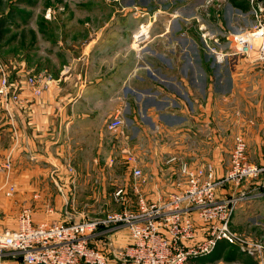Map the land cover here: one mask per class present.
<instances>
[{"label":"built area","instance_id":"2783aa9c","mask_svg":"<svg viewBox=\"0 0 264 264\" xmlns=\"http://www.w3.org/2000/svg\"><path fill=\"white\" fill-rule=\"evenodd\" d=\"M219 1L224 11L223 16L217 11L221 13L217 22L208 9L213 0H207L204 7L180 23L178 12L173 11L167 28L156 35L165 38L166 54L153 48V26L166 12L141 8L129 11L132 18L140 19L129 43L133 59L130 77L141 85L148 81L149 86L134 89L125 85L120 109L105 124L116 149V156L108 158L105 168L112 169L119 157L128 170L124 186L113 194L122 208L90 217L85 210L88 206L83 205L74 214L77 197L70 188L65 193L71 201L63 206L64 220L49 208L47 217L35 223L32 211L22 209L16 228L0 231V264H4L6 252L19 256L24 264H185L207 258L220 245L235 246L238 252L256 256L258 264H264V248L231 230L236 203L251 194L264 196V131L260 134L258 164L248 161L247 139L236 135L228 152V166L221 173L218 165L222 162L200 157L189 161L172 151L164 163L177 164V181L159 196H148L141 190L147 183H154L152 174L145 173L140 165L139 153L147 149L145 140L149 143L150 136L161 132L185 136L193 125L208 132L210 123L202 121L201 115L208 116L210 104L224 103L238 94L235 69L241 66L242 73L264 76V7L258 0H245V9L227 3L229 0ZM190 46L197 47L207 59H202V65L180 59L189 53ZM226 76L231 77L228 85L222 82ZM51 81L46 71L27 75L20 70L14 75L0 60V110L12 119L14 109L22 110L29 107L31 99H40ZM23 91H28L29 97L21 96ZM12 129L15 135L13 125ZM11 159L9 153L0 162V174L6 178L12 171ZM55 173L75 178L69 163ZM97 175L102 176L100 172ZM246 181H252V188L241 195L243 198L223 197L225 186L237 189ZM99 183L103 182L97 179L94 185L99 188ZM14 189L8 185L5 194L13 196ZM120 239L126 242L114 248Z\"/></svg>","mask_w":264,"mask_h":264},{"label":"crops","instance_id":"0c3cea01","mask_svg":"<svg viewBox=\"0 0 264 264\" xmlns=\"http://www.w3.org/2000/svg\"><path fill=\"white\" fill-rule=\"evenodd\" d=\"M176 2L179 6H174L172 11L178 12L179 23L196 13L195 8L198 3H194L193 7L191 6L192 11L186 14L184 6L186 1ZM36 8L28 5L23 7L18 10L19 17L11 20L10 27L6 24L4 27L6 30L9 27L12 30L31 31L37 36L35 43L30 47V52L24 54L15 50V56L12 58L16 62L13 66V74L17 75L20 70L27 75L46 71L52 81L40 99H31L29 107L22 110L14 109L12 119L0 110V162L9 153L12 156L11 174L8 178L4 173L0 174V231L15 229L17 215L25 208L32 211V219L35 223L47 217L49 208L56 211L59 220H64L63 206L65 201L69 200V203L71 201V196L65 193H68L70 188H74L76 197H80L79 190L85 185L94 183L97 177L104 183L107 178L102 174L105 171L104 165L116 151L112 138L110 140L106 132L105 124L120 109L123 103L120 93L125 85L128 84L134 89L149 86L148 81L141 85L130 77L133 69L132 56L130 69L128 67L123 73L124 78L120 77L119 52H123V48L116 45V29L111 28V24L116 21L114 17L103 24L100 28L101 34H96L92 41L87 42L82 55L74 59L70 67L62 64L52 72L42 64L32 65V61L39 63L50 61L57 52L56 46H59L42 38L38 33L33 15ZM127 16L131 17L129 14ZM162 16L166 18V24L161 26L157 22L158 24L153 26L154 30L158 25L160 26L161 30L158 33L167 28L173 13L161 15L159 18ZM44 18L47 19L46 16ZM139 22L140 20L133 18L124 20L126 26H133L135 23L137 25ZM154 35L156 36V33ZM164 43L165 38H162L161 47H157L158 45L153 42L154 50L166 54L167 48ZM175 66L178 67V63H175ZM243 74L248 77L247 81L256 80L262 85L258 84L254 93L246 90L244 85H237L238 97L241 102H245L241 108L236 105L238 109L235 108V113L231 114L228 128L233 138L236 135H243L247 139L248 161L258 164L261 162L260 134L264 131V100L258 99L264 98V76L258 72H243ZM20 95L29 97L28 91H23ZM255 95L256 98L253 99ZM249 96L254 97L249 98ZM238 110L240 115L236 114ZM222 111L223 108L215 107L210 109L208 116L201 115V119L210 123L211 127ZM245 112L252 116L248 121L249 124L246 122ZM254 122H258L255 127L252 126ZM12 125L16 129L15 135ZM202 135V127L193 125L190 132L179 139L182 143L177 145L176 150L165 147L162 152L167 155L174 151L189 161L194 157H200L211 159L217 164L225 163L226 159L222 155L218 138H214L218 139V142L214 141L213 158H207L198 152L205 150ZM195 145L197 150L192 151ZM65 163H69L74 170L73 180L55 173V169L62 170ZM97 172L102 176L96 175ZM94 174L96 178L92 181ZM8 185L15 187L13 196L5 194ZM76 209L81 210L75 204V210L72 211L74 214ZM229 253V260L224 262ZM3 259L4 264H24L19 256L9 252L5 253ZM252 260L250 256L238 252L234 246L220 245L210 257L197 261H203V264H213L217 261H223L225 264H246L249 261L252 264Z\"/></svg>","mask_w":264,"mask_h":264},{"label":"rangeland","instance_id":"374dc122","mask_svg":"<svg viewBox=\"0 0 264 264\" xmlns=\"http://www.w3.org/2000/svg\"><path fill=\"white\" fill-rule=\"evenodd\" d=\"M176 1H186L185 2V11L186 14L192 11L191 6L193 7L194 3L197 4L198 8L204 7L207 0H0V20L7 21L6 25L13 20V18L19 17L18 10L23 7L33 6L37 7L34 11V22L37 25V31L42 38H46L52 43L59 44L58 49L56 50L55 56H53L50 61L45 62H34L32 65L42 64L47 70L52 72L56 71L57 67H60L62 64L65 67H70L74 61L79 56L82 55L83 49L85 48L87 42L93 40L96 34H101V27L103 24L108 21L109 18L114 17L116 20L111 24L112 29H116V45L119 48H123V52H119L120 58V77L124 78V72L126 69L131 67V49H130V39L131 35L137 33V27L139 24H133V26L124 24L125 19H131L128 17L129 11L133 9H148V10H157L162 9L166 14H172L174 6H179ZM208 9L211 10V14L214 16V21L217 22V18H221V11L223 16V11L221 6V1L213 0ZM241 2H236L238 4L244 5L245 0H238ZM258 2L264 7V0H258ZM233 4V0L227 2ZM187 5V6H186ZM218 6V8H217ZM220 12H217V11ZM46 16L47 19L44 18ZM28 17V15H27ZM26 17V18H27ZM171 19V18H170ZM133 20H140L135 19ZM170 22V20H169ZM158 23L161 26L166 24V18L162 16L159 18ZM157 23V24H158ZM9 24V25H10ZM169 24V23H168ZM226 25V24H225ZM157 26V25H156ZM155 26V28H156ZM227 26V25H226ZM161 30L160 26H157V29L154 30V33H158ZM8 32L4 37L3 41L8 43L4 47L0 46V60L7 65V67L12 71L14 64L12 63L13 57L15 56V50L21 51L22 53H27L31 51V46L35 43L37 36L34 35V32L31 31H18L12 30V28L7 29ZM104 33V32H102ZM16 41V43H15ZM162 36H156L154 44H157V47H161ZM189 53L184 54L180 57L184 63H189L191 60L197 65H202V59L204 58L203 54H199L197 47H189ZM205 59V58H204ZM207 60V59H205ZM115 61V60H114ZM31 62V61H30ZM116 62V61H115ZM107 66V65H105ZM116 64L114 65V69ZM74 69V67H72ZM200 70V69H198ZM244 70L243 67L236 68L238 85H244L246 90L248 89L250 93L256 92V86L258 84L262 85L260 82H256L249 79H245V74L242 73ZM231 77L226 76L222 79L224 85H228ZM247 81V82H246ZM264 86V85H263ZM262 86V87H263ZM253 88L255 90H253ZM254 95V94H253ZM248 96V95H247ZM254 97V96H253ZM250 97L249 98H253ZM231 98V99H230ZM224 103H216L209 106L210 108H223L222 114L218 115V118L215 120V124L211 125L209 131L207 128L204 130L208 132H203V143L205 144V150L198 151L202 153L207 158L212 157L214 153L212 148L216 140L220 143L222 155L226 159L225 163L222 162L221 165H218V171L221 173L228 166V152L232 148L233 135L230 134L228 126H230V117L233 112L235 113V108L242 107L243 102H241L238 94L231 96ZM256 98V95L253 99ZM122 99V98H121ZM258 100H264V98H259ZM256 103V102H255ZM253 104V103H252ZM237 105V106H236ZM128 108V105L126 106ZM134 109V108H133ZM132 109V111H133ZM238 109V108H237ZM246 122L252 119L248 113L245 112ZM137 118V116L135 115ZM258 122H254L253 127ZM249 124V122H248ZM183 136L181 133L168 135L167 133L161 132L154 136H150L149 143L144 147H147L145 152L139 153L141 169L146 173H150L153 176L154 183H147L145 186L141 187V190L144 194L148 196H159L166 192V189L172 186L174 182L178 179L177 173V164L166 165L164 160L167 159L165 153L162 152V149L167 147L173 148L175 150V144L177 145L179 141H176L177 138L180 139ZM218 138V139H214ZM111 140V137H110ZM150 144V151L148 146ZM191 143H189L190 145ZM193 150H197L196 145L193 147ZM197 152V153H198ZM115 153L111 156L113 158ZM175 155V154H174ZM178 155V154H177ZM216 155V153H215ZM116 156V155H115ZM118 164L110 170L105 168V171L102 173L107 176L106 181L110 179V183L104 185L100 184V187L97 188L94 183L85 185L84 188L79 190L80 197H77L76 207H82L87 205L88 215L90 217H98L105 213L112 212L114 210L121 209V204L115 202L113 194L116 189L124 186V178L128 177L126 174L128 170L124 165L121 164V159L116 157ZM253 164V163H252ZM97 175V173H95ZM94 174L95 180L96 175ZM94 179V180H93ZM98 179V177H97ZM99 180H101L99 178ZM91 181V182H92ZM97 181V180H95ZM94 185V186H93ZM252 188V181L244 182L239 188H232L230 184L224 187L223 197L234 196L236 198H243L241 195ZM83 190V194H82ZM127 197L128 199H133V196H130L128 189ZM86 197V198H85ZM222 197V196H221ZM235 207V210L232 214V232L236 235L242 237L244 240L260 244L264 248V196L257 197L255 194L247 196V198L240 199ZM82 209V208H81ZM77 212V210H76ZM234 219V220H233ZM123 236V233H119ZM126 240L120 239L117 240L114 244V248L122 246ZM230 253L227 256L228 261ZM253 260L252 264H258L257 257H251ZM223 261H217L213 264H225ZM185 264H203V261H194L187 262ZM246 264H251L249 261ZM260 264V263H259Z\"/></svg>","mask_w":264,"mask_h":264},{"label":"trees","instance_id":"16d2710c","mask_svg":"<svg viewBox=\"0 0 264 264\" xmlns=\"http://www.w3.org/2000/svg\"><path fill=\"white\" fill-rule=\"evenodd\" d=\"M233 4H234L235 6H240L241 8H244V9L246 8V4H244V5H242V4H238V5H237L236 1H233ZM6 23H7V21L5 22L4 20H0V46H3V47H4L6 44H8V43H6V42L3 41V37L8 33V32H6L7 30L4 28ZM11 23H12V22H11ZM9 24H10V22H9ZM9 24H7V26H8ZM9 27H10V25H9ZM2 63H3V62H2ZM12 63L16 65V62L12 61ZM3 64H4V63H3ZM234 247H235V246H234Z\"/></svg>","mask_w":264,"mask_h":264},{"label":"bare ground","instance_id":"6f19581e","mask_svg":"<svg viewBox=\"0 0 264 264\" xmlns=\"http://www.w3.org/2000/svg\"><path fill=\"white\" fill-rule=\"evenodd\" d=\"M210 257V256H209Z\"/></svg>","mask_w":264,"mask_h":264}]
</instances>
